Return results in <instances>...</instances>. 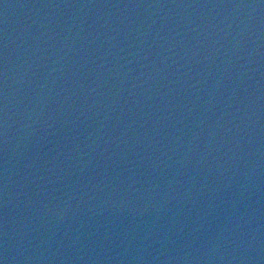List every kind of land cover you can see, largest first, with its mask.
Wrapping results in <instances>:
<instances>
[{
  "label": "water",
  "instance_id": "water-1",
  "mask_svg": "<svg viewBox=\"0 0 264 264\" xmlns=\"http://www.w3.org/2000/svg\"><path fill=\"white\" fill-rule=\"evenodd\" d=\"M0 264H264V0H0Z\"/></svg>",
  "mask_w": 264,
  "mask_h": 264
}]
</instances>
